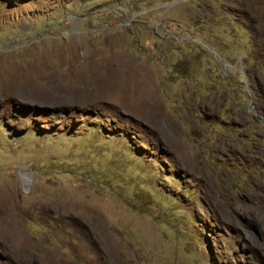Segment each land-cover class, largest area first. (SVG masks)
Wrapping results in <instances>:
<instances>
[{
  "label": "rangeland",
  "instance_id": "374dc122",
  "mask_svg": "<svg viewBox=\"0 0 264 264\" xmlns=\"http://www.w3.org/2000/svg\"><path fill=\"white\" fill-rule=\"evenodd\" d=\"M0 264H264V0H0Z\"/></svg>",
  "mask_w": 264,
  "mask_h": 264
}]
</instances>
